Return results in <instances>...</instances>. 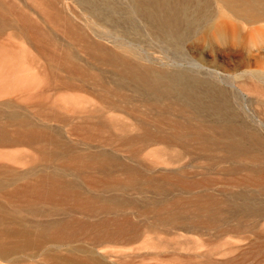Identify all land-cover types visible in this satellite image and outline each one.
<instances>
[{"label": "bare ground", "instance_id": "obj_1", "mask_svg": "<svg viewBox=\"0 0 264 264\" xmlns=\"http://www.w3.org/2000/svg\"><path fill=\"white\" fill-rule=\"evenodd\" d=\"M14 1L0 0V9ZM17 1L39 9L50 27L25 13L6 21L0 10V33L9 27L8 35L23 37L45 62L40 89L20 95L34 110L19 113V104L5 102L9 111L0 113V148L13 149L3 157L28 164L20 174L0 164V198L7 203L0 202V264H129L122 250L113 263L99 252L162 234L159 228L167 236L168 227L188 233L202 226L216 229L218 238L254 230L264 219V125L247 120L234 98L244 86L264 88V0ZM213 21L229 35V49L258 43L254 69L225 73L184 48ZM151 41L171 57L148 52ZM93 63L107 67V80ZM11 70H0L1 83L27 79ZM16 147L30 153H14ZM53 159L59 163L48 164ZM156 159L176 166L156 172ZM149 192L159 200L138 211L136 199ZM149 214V221L136 220ZM168 240L159 244L168 247ZM32 246L36 251L26 253ZM251 246L264 252V242Z\"/></svg>", "mask_w": 264, "mask_h": 264}, {"label": "rangeland", "instance_id": "obj_2", "mask_svg": "<svg viewBox=\"0 0 264 264\" xmlns=\"http://www.w3.org/2000/svg\"><path fill=\"white\" fill-rule=\"evenodd\" d=\"M22 1V0H21ZM29 3V2H28ZM72 5V6H71ZM71 9H73L80 17H86L81 10L76 7L75 5L70 3ZM4 14V19L9 22H15L17 19L18 13H25L31 19L37 22L39 26L43 28H49L50 26L42 21V18L39 16V9L37 8H29L24 3L20 1H14L13 5L10 7H4L0 9ZM215 21L206 25L200 33L196 36L191 38V41H187L184 45L185 49L192 55L198 57L200 60L209 62L217 66L221 71L227 72H234L237 69L248 68L254 69V65L252 64V54H256L254 51L257 42H260V38H255L257 44H247L244 41H241L237 47L234 49H229L230 44L229 42V35L225 33H220L214 28ZM97 26V25H96ZM54 36L56 37V41L59 44L66 43L65 37L62 40L61 32L58 29H52ZM11 33V29L5 26L0 33V70L5 71H12L11 69L19 70L21 75H26L27 79L24 81L21 80L20 82H0V113H4L9 111L7 106L5 107L3 104L5 102H15L19 104L15 108V111L19 113L31 112L34 108L27 107L29 105L31 99H28L26 96L31 97L32 93L40 89L42 86L43 80V68L45 62L40 54L37 53L27 41L20 36H10L8 35ZM65 39V40H64ZM144 40L147 41V38L144 37ZM227 40V41H226ZM104 44L108 46L106 41ZM152 42V43H151ZM146 42L148 45L145 48L148 52L152 53L156 57H171L170 51L165 50V48L160 47L157 42ZM227 42V43H226ZM227 46H226V45ZM110 45V44H109ZM229 45V46H228ZM249 45V46H247ZM252 46V48H251ZM239 47V48H238ZM244 47H246L244 49ZM82 55V54H81ZM249 63V64H248ZM94 65L97 63H93ZM94 67L99 68L98 72L102 71V79L107 80L108 69L107 67H103V65L97 64ZM96 69V68H95ZM56 70V69H54ZM107 70V71H105ZM264 71V65H263ZM107 72V73H106ZM57 73V71H55ZM58 74L60 72L58 71ZM260 84V83H258ZM252 86H244L242 89V94L239 91H236V97L234 98V106L240 107L241 112L244 111V116L247 120L260 122L264 125V88H259V92H255ZM5 91H11L9 95L4 94ZM127 93H130L127 91ZM26 95L22 98L20 95ZM6 95V96H5ZM31 95V96H30ZM242 95V96H241ZM8 96V97H7ZM54 96H57L56 94ZM19 98V99H18ZM89 99L91 97L88 96ZM92 100V99H91ZM62 102V101H61ZM63 105V102H62ZM27 107V108H26ZM3 108V109H2ZM66 108H68L66 106ZM251 118V119H250ZM3 121V120H2ZM7 121V120H5ZM1 122L4 125V122ZM42 121V120H40ZM43 122V121H42ZM45 122V121H44ZM46 123V122H45ZM50 127L53 126L52 122L47 123ZM68 126L64 127V132H67ZM67 135V134H66ZM73 138V137H72ZM75 143V141H72ZM82 145H79L81 147ZM15 148V147H14ZM14 149V153H30V148L28 147H16ZM25 149V150H24ZM10 150V151H9ZM8 152H11L13 149H9ZM20 150V151H19ZM6 149L0 148V164L1 165H8L11 167L10 170L14 171L15 173H21L25 169H27L28 164L25 165L24 163L20 162H12L10 160H6L4 158V152ZM23 151V152H22ZM13 152V151H12ZM4 156V157H3ZM157 160V159H156ZM157 164L155 165L154 170L156 172H163L167 169H173L176 165L175 164H165L161 162V159L157 160ZM59 163V159H53L48 164L50 165H57ZM39 166H43L44 163H38ZM43 164V165H42ZM38 166V167H39ZM225 166V165H224ZM171 167V168H170ZM42 168V167H39ZM11 171V172H12ZM7 176L10 175L8 174ZM70 179V178H69ZM219 187H224L223 185H219ZM143 196V197H142ZM185 196V195H182ZM133 198V197H132ZM154 198V199H153ZM159 197L151 194L146 193L141 195L136 199L137 210L141 211L143 208V204L145 201H158ZM1 205L4 208H7V203L2 201L0 198ZM141 208V209H140ZM194 211L189 210V216L193 217L195 220L198 218L194 216ZM151 214L147 216H141L136 218L139 223H144L146 221L151 220ZM199 219V218H198ZM249 224H256L255 220L248 219L246 220ZM234 221L230 224L234 225ZM264 219L259 221L255 226L253 231L244 230L241 233H232L225 235L221 238H218L217 230L206 228L202 226H197L194 232H184V231H176L171 228H167L169 234H166L163 231V228H159L162 234L157 233L149 234L147 237H144V240H140L139 242L135 243L134 245L127 246V248L120 249L118 247H111V249H104L100 250L99 255L104 258L107 263H113L116 261L117 257L121 254L116 251H123L122 253L126 254L124 259L129 262V264H183L187 257L192 258V264H206L208 261L210 264L219 263L223 261L227 256L234 254H239L240 252H248L252 249L254 252L252 255H248V257L244 260H239L234 264H264V252H256V248H251L252 244L255 245L257 242H264ZM166 228V227H165ZM177 233V234H176ZM259 236H257V235ZM149 238L153 242L149 240ZM186 238L187 240H184ZM146 239V242H145ZM169 239V240H168ZM161 240H168L169 244L168 247L159 244ZM145 242V243H144ZM175 242V243H174ZM181 245V246H180ZM108 248V247H105ZM110 248V247H109ZM114 248V249H113ZM27 249V248H26ZM111 250V251H110ZM233 251V253H228L227 255H223L224 251ZM35 247H29L26 253L33 254L35 252ZM106 252H109L110 255L107 257ZM159 252L161 256H156L155 258H142L141 255L151 254ZM209 258V259H208ZM165 260V261H164ZM191 260V259H189Z\"/></svg>", "mask_w": 264, "mask_h": 264}, {"label": "crops", "instance_id": "obj_3", "mask_svg": "<svg viewBox=\"0 0 264 264\" xmlns=\"http://www.w3.org/2000/svg\"><path fill=\"white\" fill-rule=\"evenodd\" d=\"M13 148V147H12ZM4 149H7L6 151H8L10 148H4ZM6 178H9V176H6Z\"/></svg>", "mask_w": 264, "mask_h": 264}]
</instances>
